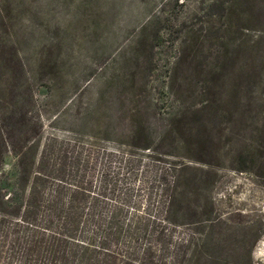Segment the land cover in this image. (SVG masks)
Returning a JSON list of instances; mask_svg holds the SVG:
<instances>
[{"label": "rangeland", "instance_id": "374dc122", "mask_svg": "<svg viewBox=\"0 0 264 264\" xmlns=\"http://www.w3.org/2000/svg\"><path fill=\"white\" fill-rule=\"evenodd\" d=\"M219 1L0 0V108L18 90L14 50L44 135L74 137L96 165L131 150L142 179L161 165L145 155L185 162L188 218L196 203L217 216L204 228L210 255L264 264V40L250 47L264 0Z\"/></svg>", "mask_w": 264, "mask_h": 264}, {"label": "trees", "instance_id": "16d2710c", "mask_svg": "<svg viewBox=\"0 0 264 264\" xmlns=\"http://www.w3.org/2000/svg\"><path fill=\"white\" fill-rule=\"evenodd\" d=\"M223 2L218 4L226 9ZM262 25L250 44L256 51L264 40ZM7 58L14 61L9 75L19 80L10 88L13 95L18 89L16 96L0 108V264H251L207 251L213 241L206 240L204 228L217 216L196 203L188 218L183 180L188 164L145 155L161 165L144 176L150 190L140 204L137 190L144 179L136 153L111 150L120 152L116 165L109 157L96 165L90 153L70 146L74 137L44 135L40 119L26 115L22 57L13 50ZM249 155L240 151L237 159ZM184 224L194 225V234L174 238V227Z\"/></svg>", "mask_w": 264, "mask_h": 264}]
</instances>
